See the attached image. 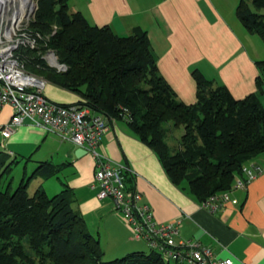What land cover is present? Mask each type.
<instances>
[{
  "label": "trees",
  "instance_id": "trees-1",
  "mask_svg": "<svg viewBox=\"0 0 264 264\" xmlns=\"http://www.w3.org/2000/svg\"><path fill=\"white\" fill-rule=\"evenodd\" d=\"M69 2L38 0L27 28L36 46H20L16 52L24 67L79 94L81 100L73 104L126 121L155 151L171 181L200 203L229 192L236 178L243 177V166L264 153L259 99L264 60L257 62V93L237 100L227 87L194 72L197 101L187 105L160 75L145 30L137 27L119 36L110 26L93 25L81 12H70ZM236 13L248 31L264 39V0H241ZM46 51L55 52L66 70L50 67L43 57ZM166 123L184 127L174 154L166 141ZM18 163L0 148V264H170L151 248L148 254L106 261L99 237L72 206L71 188L64 186L53 197L42 188L29 194L32 180L49 179L58 167L41 162L15 190L11 182L1 189Z\"/></svg>",
  "mask_w": 264,
  "mask_h": 264
},
{
  "label": "crops",
  "instance_id": "crops-1",
  "mask_svg": "<svg viewBox=\"0 0 264 264\" xmlns=\"http://www.w3.org/2000/svg\"><path fill=\"white\" fill-rule=\"evenodd\" d=\"M240 1L70 0L69 10L81 12L93 25L110 26L119 36H127L137 27L145 30L160 75L181 102L192 105L197 101L194 72L227 87L237 100L258 92L257 62L264 60V39L248 31L237 17ZM45 95L61 104L81 100L79 94L56 85L48 86ZM259 99L264 108V86ZM12 116L11 105L0 108V130ZM109 122L100 150L129 166L134 174L130 183L158 222H180L177 242H198L210 248L216 259L232 258L233 264H264V171L246 188H232L228 201L211 211L171 181L155 151L126 121ZM0 148L11 161L24 162L26 167L33 164L37 168L41 162L58 167V174L52 176L58 178V190L64 186L72 189L73 208L105 250L110 248L111 254L122 256L136 249L112 200L99 199L98 189L91 187L95 174L91 154L28 121L13 129L8 138L0 132ZM253 162L264 170V153ZM182 264L191 263L184 260Z\"/></svg>",
  "mask_w": 264,
  "mask_h": 264
},
{
  "label": "built area",
  "instance_id": "built-area-1",
  "mask_svg": "<svg viewBox=\"0 0 264 264\" xmlns=\"http://www.w3.org/2000/svg\"><path fill=\"white\" fill-rule=\"evenodd\" d=\"M24 30L17 6L0 10V108L5 104L13 108L10 122L0 130L3 137L8 138L13 129L28 121L30 126L85 149L95 161L91 187L98 189V198L112 200L134 239L146 242L168 263L182 264L188 260L191 264H233L232 258L216 259L210 248L198 242H177L179 221L160 223L155 219L150 205L143 202L141 193L129 182L130 176H134L129 166L111 160L100 150L102 137L110 127L106 116L86 105H64L46 97L47 81L25 71L16 55L22 45L34 47V41ZM63 69L66 68L60 70ZM263 171L253 161L246 163L243 177L236 178L233 188H246ZM229 192L209 197L201 203L202 207L217 210L228 201Z\"/></svg>",
  "mask_w": 264,
  "mask_h": 264
},
{
  "label": "rangeland",
  "instance_id": "rangeland-1",
  "mask_svg": "<svg viewBox=\"0 0 264 264\" xmlns=\"http://www.w3.org/2000/svg\"><path fill=\"white\" fill-rule=\"evenodd\" d=\"M32 4H35L37 6V8H38V0H30L29 3H27L25 6L22 5V2H21V4H20V2H17V4L14 5V6H17L18 9H21V12L23 11V9H25V11H23L24 12V16L21 17V25L23 26V28L24 27L26 28V31L24 30L26 35H28L27 34V30L28 29L27 28H28L29 22L33 18L34 14H35V12L37 10V9L36 10L34 9L35 12L32 13L34 11V10L31 11V5ZM12 6L13 5H11L10 7H12ZM29 14H31V15L29 16ZM28 16H29V18H27ZM21 33H23V31H21ZM30 40L34 41V47H35L36 46L35 38H31L30 37ZM261 42H263L262 46L264 47V41H261ZM22 46H24V45H22ZM49 53L50 52H48V51L43 52V57L45 58L47 64L50 67L57 68L55 66V64H53L52 61H51V59L55 58V57H53V55H51L49 57ZM24 69L28 73H30V74H32L34 76H37L39 78H42V79L47 81L46 86L44 88V93H46L48 86H54V85L49 84V82L46 79V77L36 73L37 69H36V71H33L31 68H26V67H24ZM165 127L169 129V133H168L167 138H166V141H167V144H168V147H169V152L174 154L176 151H178V149H180L181 138H182V135L184 134V127L183 126L174 127L172 123H166ZM35 167L36 166H33V164H29L26 167L24 162H21V163H18V164H13L12 170H11V174H10L9 178L5 182H2L1 189H5L6 186L9 184V182H11V187H12L13 190H15L19 186L21 180L25 176H27V177L31 176V174L33 173L34 169H36ZM58 184L59 183H58V178L57 177H51V178L43 180V181L41 180V178H37V179L32 180V182L30 183L28 191H29V194L31 196H33L37 189L42 188L48 193V195L50 197H53V196H55V195H57L58 193L61 192V189L58 190ZM128 232H129V235L132 236L131 231L128 230ZM96 236L98 237V235H96ZM133 244L136 246V249L131 251V252H129L128 254L134 253V252H143V253H147L148 254V253L151 252L150 247L144 241L133 240ZM101 245H102V243H101ZM102 247H103V245H102ZM103 249L106 252V254H105V260L106 261H112V260H115L117 258H122V257L128 255V254H125V255L120 256L119 254H117V255L116 254H111L112 252H111L110 248L109 249L106 248V250H105V248L103 247Z\"/></svg>",
  "mask_w": 264,
  "mask_h": 264
},
{
  "label": "bare ground",
  "instance_id": "bare-ground-1",
  "mask_svg": "<svg viewBox=\"0 0 264 264\" xmlns=\"http://www.w3.org/2000/svg\"><path fill=\"white\" fill-rule=\"evenodd\" d=\"M29 1L30 0H0V10L2 11L3 9L6 10L8 8H11L10 6L11 5L14 6L15 4H17V2H20V4L22 2V5L25 6L27 3H29ZM20 11H21V9H20ZM23 11H25V9H23ZM23 11L21 12V17L24 16V12ZM53 57H55V56H53ZM51 61H52L53 64L57 65V59L56 58H52Z\"/></svg>",
  "mask_w": 264,
  "mask_h": 264
},
{
  "label": "water",
  "instance_id": "water-1",
  "mask_svg": "<svg viewBox=\"0 0 264 264\" xmlns=\"http://www.w3.org/2000/svg\"><path fill=\"white\" fill-rule=\"evenodd\" d=\"M34 9L36 10V9H37V6H36L35 4H32V5H31V11H33ZM35 10H34L32 13H34ZM50 54H52V55H54V56L56 57V59H57V65H55V66H56L59 70H60L61 68H66V66L61 65V64L58 62V58H57L55 52L51 51ZM46 59H47V58H46ZM81 149H82L83 151L86 152L85 149H83V148H81ZM77 154H78V153H77Z\"/></svg>",
  "mask_w": 264,
  "mask_h": 264
}]
</instances>
